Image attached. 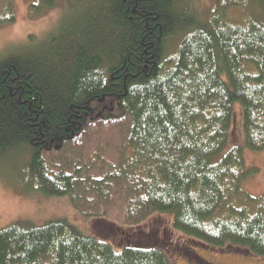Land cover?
I'll return each mask as SVG.
<instances>
[{"label":"trees","instance_id":"trees-1","mask_svg":"<svg viewBox=\"0 0 264 264\" xmlns=\"http://www.w3.org/2000/svg\"><path fill=\"white\" fill-rule=\"evenodd\" d=\"M12 14L0 0V25ZM236 103L243 147L228 146ZM244 148L264 151V0H214L201 18L191 0H89L0 61V156L23 155L28 189L83 218L129 229L168 213L188 239L264 257ZM0 264L172 263L155 239L115 247L56 219L1 228Z\"/></svg>","mask_w":264,"mask_h":264},{"label":"rangeland","instance_id":"rangeland-1","mask_svg":"<svg viewBox=\"0 0 264 264\" xmlns=\"http://www.w3.org/2000/svg\"><path fill=\"white\" fill-rule=\"evenodd\" d=\"M35 1L12 0L14 20L0 25V61L14 52L44 42L66 26L71 16L89 0H55L52 8L31 18L30 5ZM191 2L196 15L201 18L209 13L214 0ZM232 145L244 146L241 106L237 103L228 141V146ZM243 153L246 168L257 171L242 182V189L252 196H264V151L252 152L244 148ZM24 163L21 154L0 156V229L22 221L41 226L64 219L85 233L110 240L115 247L155 239L172 264H197L198 259L209 264H264V257L235 249L209 247L188 239L172 228V217L168 213H154L139 226L129 229L119 224L113 226L103 219L83 218L67 198L46 197L28 189Z\"/></svg>","mask_w":264,"mask_h":264},{"label":"bare ground","instance_id":"bare-ground-1","mask_svg":"<svg viewBox=\"0 0 264 264\" xmlns=\"http://www.w3.org/2000/svg\"><path fill=\"white\" fill-rule=\"evenodd\" d=\"M10 8V7H9Z\"/></svg>","mask_w":264,"mask_h":264}]
</instances>
